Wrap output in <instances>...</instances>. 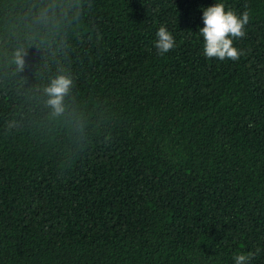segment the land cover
Returning <instances> with one entry per match:
<instances>
[{
	"label": "trees",
	"instance_id": "16d2710c",
	"mask_svg": "<svg viewBox=\"0 0 264 264\" xmlns=\"http://www.w3.org/2000/svg\"><path fill=\"white\" fill-rule=\"evenodd\" d=\"M218 2L250 12L238 60L204 55ZM60 75L54 114L44 89ZM257 249L249 264H264V0H0V264H235Z\"/></svg>",
	"mask_w": 264,
	"mask_h": 264
},
{
	"label": "clouds",
	"instance_id": "9594fccd",
	"mask_svg": "<svg viewBox=\"0 0 264 264\" xmlns=\"http://www.w3.org/2000/svg\"><path fill=\"white\" fill-rule=\"evenodd\" d=\"M250 21V12L244 11L238 15L235 11L226 10L223 2L215 3L203 10L204 26L199 33L204 39V55L208 58H218L220 60H238L242 52L234 46V38L245 36V26ZM158 39L155 48L160 55H164L176 46L173 34L165 26H161L156 33ZM16 64L20 69L24 68V59L21 52L16 53ZM72 86V80L64 75L52 79L49 86L44 91L48 95V105L53 109L54 114H60L64 110V97L68 94ZM256 252H238L234 256L235 264H249V261Z\"/></svg>",
	"mask_w": 264,
	"mask_h": 264
}]
</instances>
